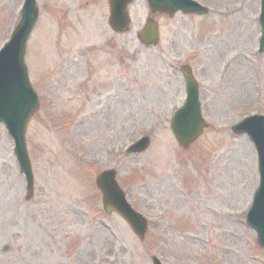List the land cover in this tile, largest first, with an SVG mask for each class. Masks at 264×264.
Instances as JSON below:
<instances>
[{"label": "rangeland", "instance_id": "rangeland-1", "mask_svg": "<svg viewBox=\"0 0 264 264\" xmlns=\"http://www.w3.org/2000/svg\"><path fill=\"white\" fill-rule=\"evenodd\" d=\"M23 1L0 0V46ZM199 1L214 10L153 15L135 0L130 29L119 33L109 0H37L26 55L41 93L27 130L35 192L25 200L26 178L0 123V264H154L152 255L164 264H264L242 221L259 183L257 152L231 130L242 114L264 112L261 1ZM150 17L160 42L148 47L139 34ZM187 64L210 124L184 148L170 123L185 100L179 68ZM143 134L148 150L123 153ZM111 167L151 220L143 241L103 208L95 179Z\"/></svg>", "mask_w": 264, "mask_h": 264}, {"label": "water", "instance_id": "water-1", "mask_svg": "<svg viewBox=\"0 0 264 264\" xmlns=\"http://www.w3.org/2000/svg\"><path fill=\"white\" fill-rule=\"evenodd\" d=\"M131 1L132 0H111L113 13L115 11V16L113 14L112 22L114 25L120 24L121 29H124L129 22L127 5ZM148 1L155 13L168 12L170 14H174L178 10L201 13L204 11V9H201L202 7H197V5L193 4L190 0ZM23 12L24 19L18 28V31L21 30L24 32L23 39L21 40L23 43L21 45L22 47L24 45V48L20 51V56L15 62L11 60L4 66L0 65V121L6 122L10 131L14 134L18 145L16 149L17 154L23 164H26L28 172L31 173L30 166L27 164L28 158L25 150V130L30 117L38 108V103L37 97L29 84L27 73L25 72V67L23 66V58L27 35L33 27L38 15L35 0H27ZM262 22L264 24V17ZM156 30V24L151 22L147 25L145 31L142 33V39L146 44L155 43L157 41L158 33ZM184 74L187 81L188 97L185 105L175 113L172 125L179 141L184 145H189L202 133L206 123L201 113L198 83L195 81L189 68H184ZM251 122L252 121L249 123ZM254 122L256 123V128L261 127L260 132L264 136V117L261 116ZM233 130L239 134L244 132L249 133L259 149L263 182L256 194L251 217L261 215L264 221V137L257 135L255 130H252L251 127L246 124L234 126ZM144 147H142V149ZM114 175V172H106L98 178V184L102 187L107 197L105 198L106 208L107 210L111 207L116 208L129 221H131V224L136 232L143 237L146 231V222L142 216L136 213L131 215L130 212L132 213V210L128 207L123 198L114 199L116 193L118 194L120 192L119 188L116 186ZM33 181V177L30 175L28 183L30 193H32L33 190ZM105 181L113 185L111 191V187L109 189V187L104 183ZM257 229L260 232L259 242L264 245V227Z\"/></svg>", "mask_w": 264, "mask_h": 264}]
</instances>
